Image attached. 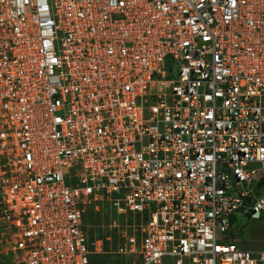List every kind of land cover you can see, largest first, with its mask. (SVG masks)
<instances>
[{
	"label": "built area",
	"instance_id": "built-area-1",
	"mask_svg": "<svg viewBox=\"0 0 264 264\" xmlns=\"http://www.w3.org/2000/svg\"><path fill=\"white\" fill-rule=\"evenodd\" d=\"M238 214L264 222V0H0L15 264H93L116 234L132 264H264Z\"/></svg>",
	"mask_w": 264,
	"mask_h": 264
},
{
	"label": "rangeland",
	"instance_id": "rangeland-1",
	"mask_svg": "<svg viewBox=\"0 0 264 264\" xmlns=\"http://www.w3.org/2000/svg\"><path fill=\"white\" fill-rule=\"evenodd\" d=\"M167 77L162 78L161 75L156 77V80L164 83L172 80L177 75V69H169L166 67ZM156 92V90H155ZM161 93V92H160ZM105 218H108L107 216ZM237 219L239 222H245L244 224V233H243V241L241 240V246L245 249H263L264 248V222H254L251 220H245L242 217V214H238ZM101 235H105V232H101ZM242 237V236H241ZM113 238V242L115 247L112 252L105 254L104 257L98 260L97 264H132L133 259L127 258L122 254L118 253V245L120 243V239L118 234H116V238ZM0 264H15L13 257L10 254H7L3 250V246H0Z\"/></svg>",
	"mask_w": 264,
	"mask_h": 264
},
{
	"label": "trees",
	"instance_id": "trees-1",
	"mask_svg": "<svg viewBox=\"0 0 264 264\" xmlns=\"http://www.w3.org/2000/svg\"><path fill=\"white\" fill-rule=\"evenodd\" d=\"M107 236H109V234H106V236H102V235H101V237H107ZM113 236H114V235H113ZM233 236H234V232H233ZM114 247H115V244H114V242H113V246H112V248H114ZM108 249H109V248H108ZM108 251H109V250H108ZM103 257H104V255H103V256H97V257L94 259L93 264H97L99 258H100V260H101Z\"/></svg>",
	"mask_w": 264,
	"mask_h": 264
}]
</instances>
